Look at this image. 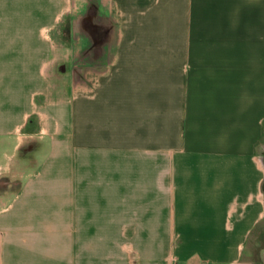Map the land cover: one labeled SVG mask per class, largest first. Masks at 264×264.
<instances>
[{
    "label": "crops",
    "instance_id": "0c3cea01",
    "mask_svg": "<svg viewBox=\"0 0 264 264\" xmlns=\"http://www.w3.org/2000/svg\"><path fill=\"white\" fill-rule=\"evenodd\" d=\"M263 151L264 0H0V264H264Z\"/></svg>",
    "mask_w": 264,
    "mask_h": 264
},
{
    "label": "rangeland",
    "instance_id": "374dc122",
    "mask_svg": "<svg viewBox=\"0 0 264 264\" xmlns=\"http://www.w3.org/2000/svg\"><path fill=\"white\" fill-rule=\"evenodd\" d=\"M86 11V5L81 3L80 1L76 2L75 3V10L73 12V15L74 16H80L81 13H84ZM64 25L68 24V21L67 22H63ZM68 40H71V38H69ZM263 154V159H264V151L262 152Z\"/></svg>",
    "mask_w": 264,
    "mask_h": 264
},
{
    "label": "trees",
    "instance_id": "16d2710c",
    "mask_svg": "<svg viewBox=\"0 0 264 264\" xmlns=\"http://www.w3.org/2000/svg\"><path fill=\"white\" fill-rule=\"evenodd\" d=\"M263 188H264V185H263Z\"/></svg>",
    "mask_w": 264,
    "mask_h": 264
}]
</instances>
